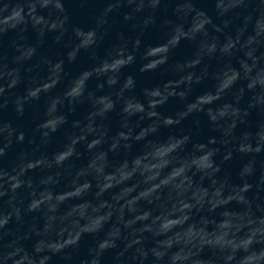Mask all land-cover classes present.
<instances>
[{
  "label": "clouds",
  "instance_id": "9594fccd",
  "mask_svg": "<svg viewBox=\"0 0 264 264\" xmlns=\"http://www.w3.org/2000/svg\"><path fill=\"white\" fill-rule=\"evenodd\" d=\"M0 264H264V0H0Z\"/></svg>",
  "mask_w": 264,
  "mask_h": 264
}]
</instances>
